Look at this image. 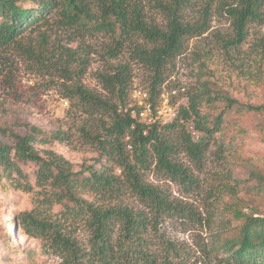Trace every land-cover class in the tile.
I'll use <instances>...</instances> for the list:
<instances>
[{
	"label": "trees",
	"instance_id": "trees-1",
	"mask_svg": "<svg viewBox=\"0 0 264 264\" xmlns=\"http://www.w3.org/2000/svg\"><path fill=\"white\" fill-rule=\"evenodd\" d=\"M181 6L183 0H171V4L162 7L168 23L161 30L144 22L141 10L130 0H0V53L18 49L33 56V50L22 45L24 34L47 26L48 17L53 14L60 17L58 27L77 33L100 32L109 37L110 44L104 48L107 60L116 59L125 43L138 36L149 46L135 45L132 58L151 73L149 94L155 105L165 80L166 65L183 53L185 38L200 36L207 29L204 23L183 24ZM223 11L233 28L229 45H240L250 24L264 22V0H233ZM41 37L44 41V36ZM76 53L65 49L55 68L63 80L62 97L90 118L99 112L109 115L108 123L102 125L103 133L85 130L82 136L94 142L100 156L120 174L115 176L112 169L92 167L75 173L61 156L37 148L67 142L69 135L63 131L50 132L26 125L28 136H13L12 147L0 144L1 188L14 185L22 190L29 188L18 163L34 164L35 186L54 191V203L65 209L63 217L78 222L89 234L87 244L81 246L59 222L22 215L9 222L13 232L39 240L40 246L28 251L20 264H33L34 255L47 253L59 260L57 264H264V215L236 212L239 224L217 234L210 245L201 247L196 257L159 235L158 226L163 218L195 226L201 225V219L191 208L169 199L165 190L146 184L143 179L145 173L154 171L164 180L191 190L194 178L176 161V155L186 152L199 163L215 135L227 126V113L235 111L244 115L258 108L240 105L222 93L205 88L194 94L187 91L177 98L181 104L170 122L144 127L119 111L126 105L131 80L129 62L110 66V71L99 75L102 90L115 96L113 103L82 85L80 79L87 63L80 61L74 65ZM199 102H219L223 106L211 115L200 116ZM192 132L198 134V140H194ZM218 145H223L222 140ZM261 186L264 189V183ZM127 194L143 209L135 211L125 205L122 199Z\"/></svg>",
	"mask_w": 264,
	"mask_h": 264
},
{
	"label": "rangeland",
	"instance_id": "rangeland-1",
	"mask_svg": "<svg viewBox=\"0 0 264 264\" xmlns=\"http://www.w3.org/2000/svg\"><path fill=\"white\" fill-rule=\"evenodd\" d=\"M130 1L141 10L144 22L166 29L168 19L162 7L171 4V0ZM183 1L184 6L180 8L183 24L204 23L207 29L200 36L185 38L183 53L166 65L162 85L166 90L184 86L190 94L206 88L222 93L240 105L258 108L244 115L235 111L227 113V126L215 135L216 141L211 142L199 163L186 152L176 155V161L194 178L195 185L191 190L164 180L154 171L143 175L146 184L165 190L169 199L191 208L201 219V225L195 226L178 219L163 218L158 226L159 235L197 257L201 247L210 245L217 234L239 224L236 212L264 215V189L261 186L264 183V22L250 24L246 39L240 45H229L227 42L233 38V28L223 9L233 0ZM48 18L47 26L24 34L22 45L32 49L33 56H27L18 49L0 53V144L12 147L13 136H28L26 125H36L50 132L63 131L69 135L67 142L37 148L61 156L75 173L87 167L95 170L107 168L119 176L117 168L100 156L95 143L82 136L85 130L92 134L103 133L102 125L108 123L109 115L99 112L90 118L63 99V80L55 68L61 62L60 53L65 49L75 50L74 65L80 61L87 63L80 79L82 85L114 103L115 96L102 90L99 75L110 71V66L129 62L128 106L134 87L149 92L151 73L132 58L135 45H149L138 36L132 37L116 59L107 60L104 48L110 44V39L104 33H77L58 27V15H49ZM41 36H44V41ZM182 102L186 104V99ZM171 103L176 110L181 104L177 99H172ZM222 106L219 102H199L197 110L200 116L211 115ZM192 137L194 140L199 138L193 132ZM221 140L223 145L219 147ZM18 165L30 186L22 190L16 185L15 188H1L0 185V264H20L28 251L37 250L40 246L39 240L13 232L9 222L22 215L59 222L68 236L85 246L89 238L86 228L69 217H63L65 209L54 203V191L35 186V165L22 162ZM12 184L17 183L12 181ZM122 200L135 211L143 209L129 194ZM58 262L50 253L34 255L33 258V264Z\"/></svg>",
	"mask_w": 264,
	"mask_h": 264
},
{
	"label": "built area",
	"instance_id": "built-area-1",
	"mask_svg": "<svg viewBox=\"0 0 264 264\" xmlns=\"http://www.w3.org/2000/svg\"><path fill=\"white\" fill-rule=\"evenodd\" d=\"M185 94L186 88L184 86L166 90L165 85H162L157 98L158 103L153 105L149 92L142 88L134 87L130 94V105H125L119 111L144 127H150L154 124H166L177 115L176 107L171 103L172 99H177ZM159 104H161V107H159ZM195 133L193 132V135ZM118 172L120 173L119 170Z\"/></svg>",
	"mask_w": 264,
	"mask_h": 264
}]
</instances>
